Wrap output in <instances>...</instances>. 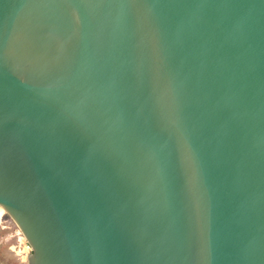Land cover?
<instances>
[{
    "label": "water",
    "instance_id": "1",
    "mask_svg": "<svg viewBox=\"0 0 264 264\" xmlns=\"http://www.w3.org/2000/svg\"><path fill=\"white\" fill-rule=\"evenodd\" d=\"M0 208L28 264H264V0H0Z\"/></svg>",
    "mask_w": 264,
    "mask_h": 264
},
{
    "label": "rangeland",
    "instance_id": "2",
    "mask_svg": "<svg viewBox=\"0 0 264 264\" xmlns=\"http://www.w3.org/2000/svg\"><path fill=\"white\" fill-rule=\"evenodd\" d=\"M1 209V208H0ZM0 226V264H28L31 248L15 222L6 214Z\"/></svg>",
    "mask_w": 264,
    "mask_h": 264
},
{
    "label": "bare ground",
    "instance_id": "3",
    "mask_svg": "<svg viewBox=\"0 0 264 264\" xmlns=\"http://www.w3.org/2000/svg\"><path fill=\"white\" fill-rule=\"evenodd\" d=\"M5 214V211H4V209H0V226H1V223H2V217H3V215ZM21 233V232H20Z\"/></svg>",
    "mask_w": 264,
    "mask_h": 264
}]
</instances>
